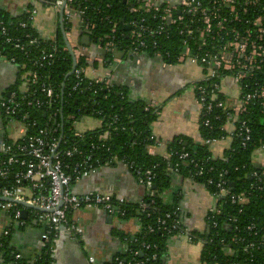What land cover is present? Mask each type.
I'll return each mask as SVG.
<instances>
[{
  "label": "built area",
  "instance_id": "built-area-1",
  "mask_svg": "<svg viewBox=\"0 0 264 264\" xmlns=\"http://www.w3.org/2000/svg\"><path fill=\"white\" fill-rule=\"evenodd\" d=\"M90 1V2H89ZM128 19H122V25L129 29L126 34L128 44L123 45L119 51L122 56L132 57L135 62H139L140 56H146L150 53L151 58L163 62L164 58H170V51H163L156 38L163 37L166 41L173 38L178 39V54L174 58L176 64L189 63L199 67L203 71V78L198 82H208L206 85H192L196 101L199 104L200 118L202 125L211 129V119L207 115L219 110L224 114V124L219 126L220 131L226 133L225 137L219 139H205L202 144L209 147L217 142L230 138L231 141L237 139L240 146L245 148L247 142L251 141V129L247 120L242 116L249 112V108L259 105L263 109L260 111L264 115V0H122ZM33 4L42 6H51L56 10L62 9V21L64 23V37L69 44L74 55L75 67L71 73L74 84L72 91L79 94L88 90L92 83L103 85L104 88L110 86L113 82L111 75L103 77H88L86 75L89 59L82 52L84 46L80 41H72L69 38L72 28L78 24L81 36H88L96 47L104 49L105 52H111L116 49L113 42L114 34L118 32V23L111 15L95 16L89 19L87 7L90 5L93 11L97 10L91 0H32ZM109 2L105 3L106 8H110ZM25 14L28 20L32 22L36 15V9L29 8ZM125 18V17H124ZM106 23L109 26L110 34L101 36L94 35L97 24ZM26 23H20V27H25ZM125 34L121 33L120 37ZM0 37H6L5 42L12 44L15 49L27 52L25 46L14 42L7 36V30L0 23ZM27 38L29 36L27 35ZM56 38V37H55ZM50 40L51 42H54ZM64 39V38H63ZM108 39L102 45V41ZM40 40L30 38L27 42L29 46H38ZM173 49V47H172ZM66 45L62 49L56 46H50V49H41L40 56L33 60V67L44 69L52 66L58 60V53L65 52ZM1 57V51H0ZM83 58L86 66L80 62ZM13 65L15 59L6 60ZM97 62L104 63L102 59ZM165 64V63H164ZM22 65L21 69L25 68ZM72 67V66H71ZM23 83L20 86L21 95L9 93L6 97L0 99V114L7 125L21 124L24 135L14 141V148L11 144L0 141V179L7 180L10 175L14 177V186H4L0 190V197L8 198L11 201H0V211L12 212L14 220L22 223L21 211L27 210L15 202L25 203L34 206L37 211V218L46 223L45 231L41 236L43 247L50 245L52 240L61 233L65 236H74L82 238L81 228L69 224L67 214L81 208L101 209L105 213L123 219L127 210L125 204L128 203L122 198H116L110 194L88 193L77 195L72 192L71 186L74 182L95 173L101 167L120 166L129 170L139 185L146 190V195L153 203L152 198L155 193L152 188V172L147 170L141 172L135 169L133 164L125 158L119 159L112 155L102 162L98 155L104 148V143L110 139L115 127L109 131L98 134L97 141L101 144L89 143L86 145L88 150H83L76 146H67V140L63 137L66 126L68 131L78 139H85V132L77 130V127L85 118L95 120L96 127L100 129L103 120L83 117L81 121L76 120L73 114L64 115L66 102L63 98L64 84L52 85L49 77L46 81H40L37 71L26 70L22 75ZM230 80L234 88V96L226 100L222 93V81ZM38 93V94H37ZM221 94L222 100L215 101ZM158 106L154 102H149L144 107L147 112L149 108L156 109ZM35 109L43 113L46 122L39 124L33 120L29 125L26 119L29 118L30 110ZM158 109L156 110V114ZM100 114V112H99ZM16 116V117H15ZM32 116V115H31ZM18 118V119H17ZM215 120H221L222 117L215 115ZM229 126L230 130L227 129ZM37 128L34 135L27 136L28 128ZM93 129V130H94ZM90 131V130H89ZM58 136H55L57 135ZM19 140L21 142H19ZM63 144L64 148L61 149ZM263 154L261 162L257 165L260 172H253L250 177L253 180L252 189L261 190V184L264 186V146H260L252 153L254 155ZM79 157L75 164L65 162ZM170 154H166L165 159H169ZM189 158L187 153L178 156L179 160ZM253 162V161H252ZM197 168L194 176L201 178L204 173L217 171V180L206 178L205 187H213L216 192L213 194L219 198L229 197L232 204L244 205L248 201L249 193L242 192L232 195L228 189L226 180V171H218L214 167L203 169L193 160L190 161ZM253 164H256L253 162ZM177 173V168L172 170ZM263 178V181H262ZM148 204L140 202L139 211L145 213ZM214 213L218 211L214 210ZM175 214V213H174ZM174 214L166 213L163 217L156 218L157 226H147V234L155 231H170L180 226L178 219H172ZM180 215V214H179ZM149 217V214H147ZM139 223V219H137ZM216 224L213 223V226ZM63 227V228H62ZM141 226H138L139 233ZM256 226L251 224L247 227V232L256 235ZM135 233V234H136ZM9 232L4 231L2 237H8ZM176 236L186 237L189 241V232L183 228ZM238 238L237 241H243ZM126 238L122 240L125 243ZM256 240H249L242 249L247 253L250 249L260 246ZM150 245L143 243L141 249L149 251ZM155 248V247H153ZM230 249L224 247V252L231 254ZM120 253H125L121 251ZM145 252L141 250L131 251V257L114 256L106 264H157V254L152 253L144 256ZM233 254V253H232ZM15 260H20L19 255L14 256ZM251 262V261H250ZM88 264H96L90 257ZM238 264V263H232ZM263 264V263H258Z\"/></svg>",
  "mask_w": 264,
  "mask_h": 264
},
{
  "label": "trees",
  "instance_id": "trees-1",
  "mask_svg": "<svg viewBox=\"0 0 264 264\" xmlns=\"http://www.w3.org/2000/svg\"><path fill=\"white\" fill-rule=\"evenodd\" d=\"M96 6L95 11L92 10L90 5L87 9V17L92 19L97 16H104L106 14L115 18L118 23V32L114 34L113 42L118 51L121 50L123 45L128 44V38H126L128 28L122 25V19L125 21L128 19L125 11V6L122 0H91ZM90 2V1H89ZM111 4L110 8L105 7V3ZM125 17V18H124ZM0 23L7 30V36L12 38L14 42L18 41L19 44L25 46L27 52L23 53L18 49H15L12 44L5 42L6 37H0V51L1 57L5 60L11 58L15 59L16 79L14 84L8 89L9 93H16L21 95L19 89L23 83L22 75L26 70L37 71L40 81H46L50 79L55 87L57 84H64L63 98L66 102L64 107V115L68 113L73 114L76 120L81 121L83 117H92L96 119H102L103 125L100 129H94L85 133V139L81 140L74 136L73 131H68L65 126L62 131L59 130V135L63 132V137L67 140V146L80 147L83 150H88L86 147L89 143L101 144L97 141V136L100 133L109 131L110 128L115 127L116 130L112 133L109 140L104 143L102 152L98 155L100 161L104 162L112 155H116L119 159L125 158L127 161L133 164L136 169L152 172V188L155 193L152 198L153 203H150L148 196L146 195L142 202L148 204V209L145 213H141L139 210V203L132 204L126 203L125 209L127 210L125 217L122 220L130 218L139 219V226L141 230L132 236L124 235L120 232H116V235L126 241L124 243L125 253H117L116 256L130 258L131 251L141 250L144 256H148L152 253L157 254V264H164L163 256L166 252L167 242L170 238L175 237L180 231L185 228L176 203L173 205H163L160 194L164 190L168 189L170 185V174L180 175L191 180L205 185L206 178H213L217 180V171L212 173H204L200 178L195 175L197 168L190 161L193 160L199 167H214L218 171H226V180L228 182V189L232 195H237L242 192L249 193L248 201L244 205L232 204L229 197H221L218 200V207L214 212H208L205 217L206 230L203 233L189 232L190 242L201 243V261L202 264H264V186L260 185L261 190L252 189L251 185L253 180L250 175L253 172H260L258 168L252 162V153L260 146H264V115L261 114L263 109L259 105H254L249 108V112L242 116V119L247 120L249 128L251 129V141L247 142L245 148L240 146V142L234 139L228 150L223 153V156L216 159L210 152V147L204 144H193L181 137L174 138L167 145V153L170 154L169 159L164 157L151 155L148 152V148L155 144V141L151 135L150 126L156 120V109L149 108L147 112L144 111V107L148 106L147 102L131 101L128 94V89L120 84L112 83L110 86L103 88V85L92 83L88 90L79 94L71 90L73 86L72 75L67 76L71 70L72 60L67 51L58 53V60L50 67L39 69L33 67V60L40 56L41 49H50L53 45L57 49H62L65 46L63 36L57 34L54 42L41 38L32 28V22L28 20L27 15L24 14L19 18L11 19L6 14L0 12ZM20 23H26L25 27H20ZM97 29L94 31V35L103 37L110 34L109 26L104 22L97 24ZM125 34L120 37V34ZM27 35L29 38H27ZM30 38H37L40 40L39 45L29 46L27 42ZM159 46L161 45L163 51H170L172 56L170 58H164L163 62L168 65H175L174 58L178 54L177 43L178 39L175 37L170 41H166L163 37L156 38ZM108 39L102 41V45L107 42ZM173 47V49H172ZM149 58L151 54L146 53ZM113 56L112 51L105 52L103 59L105 61L110 60ZM125 58H128L124 56ZM123 57V58H124ZM132 58V57H129ZM80 62L86 66L84 59L81 58ZM22 65L26 67L21 69ZM208 82H195L192 85H206ZM38 94V93H37ZM1 96V98L6 97ZM223 96L219 94L215 101L222 100ZM100 112V114H99ZM29 118L26 119V124H30L33 120L39 124L45 123L46 119L43 113L37 112V110H30ZM32 115V116H31ZM215 115L222 117L221 120H215ZM16 117V116H15ZM206 117L211 119V129L202 125L201 118L199 119V131L202 140L205 139H219L226 136V133L220 131L219 126L224 124V114L219 110H214L213 113ZM18 119V118H17ZM5 122V120H4ZM6 124V123H5ZM37 132V128L29 127L27 136L34 135ZM55 136H58L55 135ZM4 143L11 144L14 148V141L4 138ZM19 142H21L19 140ZM63 144L61 149H63ZM182 153H187L189 158L185 160H179L178 156ZM79 157H74L71 160L66 159L65 162L75 164L79 161ZM114 166V165H112ZM177 168L178 172L174 173L172 170ZM263 181V178H262ZM232 184V186H231ZM4 186H14V177L10 175L7 180L0 179V190ZM210 193L215 194L216 190L213 187H206ZM19 209L20 206L15 207ZM12 212L10 215L12 216ZM174 214L172 219H178L180 226L177 229L170 231H155L152 234H147V226H157L156 218L164 214ZM149 214V217L147 216ZM68 223L71 224L70 213L67 214ZM213 223L216 225L213 226ZM251 224L256 226V235L247 232V227ZM10 230V229H9ZM238 238H243V241H237ZM256 240L262 244L259 247L256 246L250 249L247 253H243L242 249L249 240ZM10 235L8 237L0 238V264H52V249L51 244L43 247L39 257L33 262H27L22 259L15 260L12 249L9 247ZM145 243L151 246L149 251H143L141 245ZM155 247V248H153ZM224 247L230 249L231 254L224 252ZM233 253V254H232ZM251 261V262H250ZM106 264V263H104Z\"/></svg>",
  "mask_w": 264,
  "mask_h": 264
},
{
  "label": "crops",
  "instance_id": "crops-1",
  "mask_svg": "<svg viewBox=\"0 0 264 264\" xmlns=\"http://www.w3.org/2000/svg\"><path fill=\"white\" fill-rule=\"evenodd\" d=\"M36 9L32 28L43 39L53 40L57 34L64 37V23L59 10L51 6L33 4L32 0H0V12L9 18H19L30 8ZM78 23V22H77ZM72 28L69 38L80 41L78 24ZM66 40H64L65 43ZM82 52L89 59L86 75L103 77L111 75L113 82L127 87L131 101L154 102L158 106L156 120L151 124V135L155 144L148 148L151 155L166 157L167 145L176 137L193 144H201L199 119L201 108L196 101L192 84L202 80L203 71L189 63L168 65L148 56L121 58L114 55L105 61V50L89 40ZM102 59L104 63H98ZM17 68L0 57V97L9 94L14 84ZM222 93L229 102L234 96L230 80L222 81ZM95 120L85 118L77 130L85 132L96 127ZM230 130L229 126L227 127ZM24 135L21 124L7 125L0 114V141L7 138L12 141ZM231 139L217 141L210 146L212 156L219 159L231 146ZM263 154L252 160L259 165ZM168 189L160 194L163 205L176 203L182 223L188 232L203 233L206 230L205 217L218 207V199L203 185L180 175L170 174ZM72 192L77 195L88 193L110 194L136 204L146 196V190L137 183L134 175L118 166L101 167L95 173L74 182ZM25 219L21 222L13 219L9 212L0 211V237L4 231L10 235L9 247L13 253L27 262L36 260L42 249L41 239L46 223L37 218V211L25 210ZM71 224L83 231L82 238L70 237L69 243L61 233L52 240V264H88L92 257L96 264H104L125 246L116 235H134L139 223L136 219H119L101 209L81 208L70 213ZM18 223V224H17ZM10 229V230H9ZM76 242V243H72ZM77 245V247H76ZM201 243H192L186 237L175 236L167 242L163 256L164 264H202ZM10 264V263H8Z\"/></svg>",
  "mask_w": 264,
  "mask_h": 264
},
{
  "label": "water",
  "instance_id": "water-1",
  "mask_svg": "<svg viewBox=\"0 0 264 264\" xmlns=\"http://www.w3.org/2000/svg\"><path fill=\"white\" fill-rule=\"evenodd\" d=\"M59 14H60V17H61V16H62V9L59 10ZM79 35H80V37H81V38H80V43H81L83 46H88V44H89V37L86 36V35H85V36H81L80 33H79ZM63 38H64V40H65V37H63ZM65 45H66V48H67L68 53H69V55H70V57H71V60H72V67H71V70H70V72L67 74V76H70L71 73H72V71H73V69H74V67H75V60H74V55H73V53H72V50H71L69 44H68L66 41H65ZM112 53H113L114 55H120L119 57H121V58L123 59L122 54H121L117 49H113V50H112ZM231 186H232V184H231ZM0 201L7 202V201H11V200H9L8 198L0 197ZM15 203L18 204V205H20V206H22V207H24V208L30 209V210L40 211L38 208H36V207H34V206H29V205H27V204H25V203H19V202H15ZM25 214H26V211H25V210L21 211V218L25 219V217H24ZM17 224H18V223H17ZM62 228H63V227H62ZM60 237H61V236H59V238H60ZM69 240H71L70 237L65 236V241L69 243ZM72 243H76V242H72ZM76 247H77V245H76Z\"/></svg>",
  "mask_w": 264,
  "mask_h": 264
},
{
  "label": "rangeland",
  "instance_id": "rangeland-1",
  "mask_svg": "<svg viewBox=\"0 0 264 264\" xmlns=\"http://www.w3.org/2000/svg\"><path fill=\"white\" fill-rule=\"evenodd\" d=\"M91 48V45L89 47H84V49ZM258 157V154L254 155V159Z\"/></svg>",
  "mask_w": 264,
  "mask_h": 264
}]
</instances>
